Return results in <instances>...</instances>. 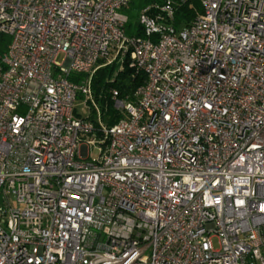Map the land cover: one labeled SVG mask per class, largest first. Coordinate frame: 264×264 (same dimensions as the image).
I'll use <instances>...</instances> for the list:
<instances>
[{
	"label": "built area",
	"instance_id": "2783aa9c",
	"mask_svg": "<svg viewBox=\"0 0 264 264\" xmlns=\"http://www.w3.org/2000/svg\"><path fill=\"white\" fill-rule=\"evenodd\" d=\"M132 1L0 0V264H264V0L151 2L142 36ZM125 56L107 125L90 76Z\"/></svg>",
	"mask_w": 264,
	"mask_h": 264
},
{
	"label": "trees",
	"instance_id": "16d2710c",
	"mask_svg": "<svg viewBox=\"0 0 264 264\" xmlns=\"http://www.w3.org/2000/svg\"><path fill=\"white\" fill-rule=\"evenodd\" d=\"M162 0H138L137 3L133 1L127 9L132 7H142L151 2H161ZM200 4L197 1L184 3L175 11L174 26L180 28L188 24L196 15L201 12ZM125 32L127 35H143V31L138 24V21L133 24L127 19L125 25ZM9 38L6 35L0 36V53L3 52L8 44ZM82 74H70L71 81L82 80ZM145 80V75L141 71H136L128 67L127 57L119 60H113L109 64H100L90 76V92L92 99L100 111L101 121L107 125H111L123 117L122 111L116 109L111 98V91L117 92L118 99L132 100L135 89L141 85ZM89 119L93 120V109L91 108Z\"/></svg>",
	"mask_w": 264,
	"mask_h": 264
},
{
	"label": "rangeland",
	"instance_id": "374dc122",
	"mask_svg": "<svg viewBox=\"0 0 264 264\" xmlns=\"http://www.w3.org/2000/svg\"><path fill=\"white\" fill-rule=\"evenodd\" d=\"M134 3H137L138 0H133ZM139 7H132L131 9H126L124 10V14L127 15L128 17V20L133 24H134L138 21V16H139ZM83 99L82 98H78L76 100V111L78 112V114L82 115V116H87L88 113H89V110H88V107L86 104H84L83 102ZM91 110H90V114H91ZM96 117V114L93 113V118ZM86 140H92L91 137H87ZM89 159H94L98 156V148H99V145L98 144H95V143H91L89 145Z\"/></svg>",
	"mask_w": 264,
	"mask_h": 264
}]
</instances>
